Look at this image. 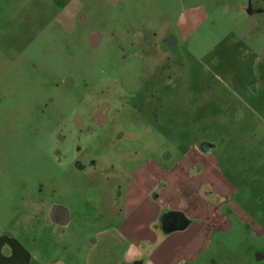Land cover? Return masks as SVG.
Here are the masks:
<instances>
[{"label": "rangeland", "instance_id": "374dc122", "mask_svg": "<svg viewBox=\"0 0 264 264\" xmlns=\"http://www.w3.org/2000/svg\"><path fill=\"white\" fill-rule=\"evenodd\" d=\"M247 6L0 0V264H18L17 248L36 264H84L87 252L119 264L130 205L138 218L180 213L190 231L204 222L195 264H264V14ZM145 40L162 68L146 65L159 58L139 50ZM55 205L70 210L68 227L50 222Z\"/></svg>", "mask_w": 264, "mask_h": 264}, {"label": "crops", "instance_id": "0c3cea01", "mask_svg": "<svg viewBox=\"0 0 264 264\" xmlns=\"http://www.w3.org/2000/svg\"><path fill=\"white\" fill-rule=\"evenodd\" d=\"M166 194L169 195V191H166ZM138 209L130 205L128 209L129 217L121 227L124 236L130 243L124 255L119 257V264H195L206 252L210 234L207 233L204 222L200 223L196 231H190L188 229L191 227L192 222L187 219L188 227L186 229L166 233L160 223V216L165 211L156 218H151L152 216H148V211L145 210L144 214H140L141 217L138 218V214L144 210L140 211ZM128 224L131 227L127 230ZM137 227H140L139 231ZM102 239H105V237H102ZM91 243H95V240ZM16 251L12 256L18 259V264H36L32 262L31 258L25 257L19 248ZM258 251V257L264 255L261 250ZM90 253H86L84 264H95L89 256ZM262 256H260V260L264 258ZM103 257L105 262L114 259L116 256L108 253ZM3 262L5 261L3 260Z\"/></svg>", "mask_w": 264, "mask_h": 264}, {"label": "flooded vegetation", "instance_id": "af4514ba", "mask_svg": "<svg viewBox=\"0 0 264 264\" xmlns=\"http://www.w3.org/2000/svg\"><path fill=\"white\" fill-rule=\"evenodd\" d=\"M246 12L249 14V15H256V14H260V13H263L264 14V0H248V6H247V8H246ZM165 43H166V45L167 46H174L176 43H177V40L174 38V37H170V38H167L166 40H165ZM139 47V50L142 48V47H145V49L147 48V47H149V49L150 50H153V51H155V53H156V55L158 56V58H159V63L158 62H149V63H147V62H145L146 63V65H150V64H156L157 65V67H163V63L161 64L160 62H162L163 61V59L161 60V53L162 52H160L161 50L158 48V44H157V40L156 41H152V40H149V42L148 41H143L142 42V44H141V46H138ZM143 61V60H142ZM144 62V61H143ZM155 75L154 74H147V78L145 79V80H143V82L140 84L142 87L140 88V89H143V88H145L146 89V91H147V94H149V93H151L152 91H156L155 90V87H153V85H152V83H151V81H152V79H153V77H154ZM150 83V87H145V85H147V84H149ZM110 84V83H109ZM114 84H115V86H116V88H118V84H117V82L116 81H114ZM110 87H111V84H110ZM116 93L119 95V96H121L120 97V103H118L119 104V107H120V110H121V112H123V113H125L126 112V109H127V106H128V104H126V103H128L127 101L128 100H130V98H128V95L126 94V93H122L119 89H116ZM115 93V94H116ZM140 95V94H139ZM139 95L137 96V97H135L134 96V98L133 99H138L139 98V100H140V102H142L143 101V98H142V96L141 97H139ZM123 100V101H122ZM121 102H123V103H121ZM107 107V106H109V105H101L99 108H100V111H99V108L94 112V116H95V120H94V122H92L97 128H102L103 126H101V124H100V122H103L105 119H106V114H107V111H108V108H110V106L108 107V108H104V109H101V107ZM125 111V112H124ZM128 111V110H127ZM105 122V121H104ZM106 122H107V120H106ZM128 137H130V138H133L131 135H129ZM135 137V136H134ZM114 140H116V137H115V139ZM114 140H113V138L109 141V144H111V143H113L114 142ZM207 152H209V148H207V150H206ZM96 165V162H91V165H90V167L89 166H87V165H84V164H79L78 163V165L76 164V166H77V171H79V172H83V173H90L89 172V169L91 170V169H93V167ZM53 206V205H52ZM51 210V209H50ZM50 210H49V212H50ZM49 212H48V218H49ZM167 221H171L172 223H174V224H177L178 226H180L181 224H183V223H185V222H187V218L184 216V215H182V214H180V213H176V212H171V211H168V212H165V213H162L161 214V216H160V223H161V225H162V227H163V222L164 223H166ZM51 222V221H50ZM52 223V222H51ZM71 223V222H70ZM53 224V223H52ZM54 225H56V224H54ZM57 226H59V225H57ZM60 227H62V226H60ZM68 227V226H67ZM9 236H7V238H8V240H7V243H6V245H7V249H8V251L10 252V255H11V253L15 250V248L14 247H12V246H14L13 245V243L12 242H10L9 240H12L13 239V237L10 235V234H8ZM3 238L1 237L0 238V242H1V240H2ZM0 246H1V243H0ZM2 246H4V243H2ZM3 248V247H2ZM261 252L262 253H264V251L263 250H261ZM0 255H2L1 253H0ZM260 256H262V255H260ZM264 256V255H263ZM262 256V257H263Z\"/></svg>", "mask_w": 264, "mask_h": 264}, {"label": "water", "instance_id": "95a60500", "mask_svg": "<svg viewBox=\"0 0 264 264\" xmlns=\"http://www.w3.org/2000/svg\"><path fill=\"white\" fill-rule=\"evenodd\" d=\"M64 85L66 86V88L71 89L72 87H74L75 82L71 78H66L64 80ZM49 219L53 224L62 227H67L71 222V212L66 207L55 205L49 212ZM187 227H188L187 222L181 224L180 226L172 223L171 221H167L166 223L163 222V230L166 233H171L178 230H184Z\"/></svg>", "mask_w": 264, "mask_h": 264}]
</instances>
